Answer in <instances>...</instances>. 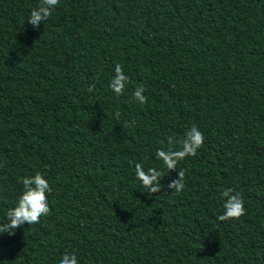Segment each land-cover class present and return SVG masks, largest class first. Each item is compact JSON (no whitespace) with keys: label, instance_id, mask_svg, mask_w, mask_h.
<instances>
[{"label":"trees","instance_id":"1","mask_svg":"<svg viewBox=\"0 0 264 264\" xmlns=\"http://www.w3.org/2000/svg\"><path fill=\"white\" fill-rule=\"evenodd\" d=\"M37 4L0 0V224L36 172L51 211L0 234V264H264V0H60L33 28ZM193 125L203 147L167 173L156 150ZM225 188L239 220L217 219Z\"/></svg>","mask_w":264,"mask_h":264},{"label":"clouds","instance_id":"2","mask_svg":"<svg viewBox=\"0 0 264 264\" xmlns=\"http://www.w3.org/2000/svg\"><path fill=\"white\" fill-rule=\"evenodd\" d=\"M59 3L60 0H38V4L32 9L27 22L36 28L41 21L45 22L52 16ZM130 82V78L124 74L123 67L116 64L114 75L108 85L110 90L116 96H121ZM94 89L95 85H90L87 91L91 93ZM144 92L143 85H138L133 92L135 100L140 105H145L148 102V97L143 94ZM119 117L120 113L117 111L116 118L119 119ZM204 140L203 132L196 125H193L179 141L168 136L167 148L157 149L155 158L162 162L163 169L167 173L177 171V165L180 161L197 155L198 150L204 145ZM134 175L149 196L161 192V177L165 176L164 171L155 167H149L145 170L143 163H135ZM184 177L185 170L181 169L178 171V178L168 183L167 187L172 194H179L184 190ZM20 182L23 184V191L18 197L15 207L6 212L8 222L0 224V234L7 233L12 236L15 234V230L22 225L39 224L42 217L47 216L51 211L48 196L51 194L52 188L43 173L36 172L32 177H22ZM220 197L224 201L223 213L217 217L220 222L239 220L246 214L243 197L239 193H235L232 188H225L220 193ZM59 264H78L77 256L74 253H65Z\"/></svg>","mask_w":264,"mask_h":264}]
</instances>
